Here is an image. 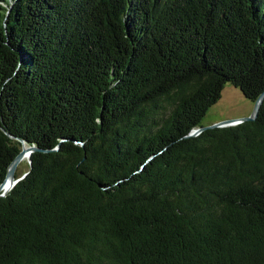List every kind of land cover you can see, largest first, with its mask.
<instances>
[{"label":"trees","instance_id":"trees-1","mask_svg":"<svg viewBox=\"0 0 264 264\" xmlns=\"http://www.w3.org/2000/svg\"><path fill=\"white\" fill-rule=\"evenodd\" d=\"M264 0H0V264H264ZM18 167V166H17Z\"/></svg>","mask_w":264,"mask_h":264},{"label":"rangeland","instance_id":"rangeland-1","mask_svg":"<svg viewBox=\"0 0 264 264\" xmlns=\"http://www.w3.org/2000/svg\"><path fill=\"white\" fill-rule=\"evenodd\" d=\"M252 108L253 102L246 99L240 90L226 84L219 100L208 109L201 123L207 126L225 119L245 117L251 113ZM27 166L28 160L24 157L18 164V173L24 172Z\"/></svg>","mask_w":264,"mask_h":264},{"label":"water","instance_id":"water-1","mask_svg":"<svg viewBox=\"0 0 264 264\" xmlns=\"http://www.w3.org/2000/svg\"><path fill=\"white\" fill-rule=\"evenodd\" d=\"M263 97H264V91L254 101L252 111H251V113L249 115H247L245 117H240V118L225 119V120H221V121H219L217 123H214V124H211V125L202 126L200 128L193 129L189 133V135H196V134H198L199 132H201L202 130H204L206 128H215V127H220V126H228V125H234V124H237V123L243 122V121L254 120L257 117L258 110H259V107H260V104L262 102ZM35 150H37V148H35L34 146L22 145V148H21L20 152L15 156L13 161L10 163L4 179L0 182V196H4L15 185V183L21 177H23V175H22L20 178H15V170H16L19 162L24 157L27 158L28 163H29L30 162V160H29L30 153L32 151H35ZM5 184L6 185L9 184V189L5 188Z\"/></svg>","mask_w":264,"mask_h":264},{"label":"bare ground","instance_id":"bare-ground-1","mask_svg":"<svg viewBox=\"0 0 264 264\" xmlns=\"http://www.w3.org/2000/svg\"><path fill=\"white\" fill-rule=\"evenodd\" d=\"M5 188H6V189H9V184H7V185L5 184Z\"/></svg>","mask_w":264,"mask_h":264}]
</instances>
